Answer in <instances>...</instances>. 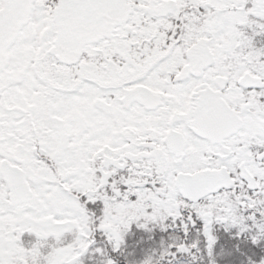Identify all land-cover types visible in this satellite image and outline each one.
I'll list each match as a JSON object with an SVG mask.
<instances>
[{
    "label": "snow or ice",
    "instance_id": "snow-or-ice-1",
    "mask_svg": "<svg viewBox=\"0 0 264 264\" xmlns=\"http://www.w3.org/2000/svg\"><path fill=\"white\" fill-rule=\"evenodd\" d=\"M0 264H264V0H0Z\"/></svg>",
    "mask_w": 264,
    "mask_h": 264
},
{
    "label": "trees",
    "instance_id": "trees-1",
    "mask_svg": "<svg viewBox=\"0 0 264 264\" xmlns=\"http://www.w3.org/2000/svg\"><path fill=\"white\" fill-rule=\"evenodd\" d=\"M141 235H145V234L137 232L135 235L130 234L127 237L128 243H129V248L131 249L132 247H135L137 257L142 255V249H147V248H150L152 246H155V244H158V242H159V235L155 236L154 240H148L146 238V235H145V238L143 239L141 244L135 245V242L140 240ZM129 259H131V257H129Z\"/></svg>",
    "mask_w": 264,
    "mask_h": 264
}]
</instances>
